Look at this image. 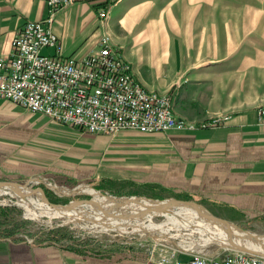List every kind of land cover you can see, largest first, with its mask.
Returning a JSON list of instances; mask_svg holds the SVG:
<instances>
[{
	"label": "crops",
	"instance_id": "crops-1",
	"mask_svg": "<svg viewBox=\"0 0 264 264\" xmlns=\"http://www.w3.org/2000/svg\"><path fill=\"white\" fill-rule=\"evenodd\" d=\"M100 1L80 0L56 13L52 29L62 55L80 58L107 33L147 89L171 93L176 116L194 121L229 116L216 128L123 133L125 139L134 138L112 157L104 155L103 161L112 160L113 174L121 180L162 182L224 207L230 221L264 225V124L256 115L264 105V5H234L233 0H115L101 25L95 13ZM46 14L44 0H0V56L10 52L13 34L25 21ZM43 51L54 53L53 48ZM24 111L0 98V163L22 168L3 170L72 173V169H23L35 162L19 149L31 129L32 114ZM89 159L98 161L100 156L85 155L76 161L88 169ZM0 264L143 262L119 250L88 253L0 232Z\"/></svg>",
	"mask_w": 264,
	"mask_h": 264
},
{
	"label": "rangeland",
	"instance_id": "rangeland-1",
	"mask_svg": "<svg viewBox=\"0 0 264 264\" xmlns=\"http://www.w3.org/2000/svg\"><path fill=\"white\" fill-rule=\"evenodd\" d=\"M233 4L264 5V0H233ZM102 5L98 4L95 9L97 17V8ZM104 6H107V2ZM90 41L86 42L89 43ZM42 53L45 52L43 51ZM24 112L26 115L32 114L28 120L31 124V129L29 130L30 134L24 138L23 142H19V149L23 152V157L32 158L35 162H28L31 164V167L25 166L23 169H72L73 172L70 174H49L47 172L12 173L9 170L3 169L22 168L17 166L6 167L2 161L0 163V182L26 187L31 192L33 199L35 197L37 199L38 197L35 192H40L50 204L55 205H69L71 202L91 200V194L84 190L85 187H90L110 198L120 197L124 199L133 196L138 199L142 197L155 201L171 199L191 200L206 208L213 216L228 220L224 207H216L209 200L194 197L184 191H176L173 189L174 187L168 188L162 182L121 180L119 175L113 174L112 170L116 168L112 160L109 159L106 164L105 160L103 161V156L106 155L108 159L117 150L125 149L128 146L129 140L134 137L129 136L128 139H125L123 133L136 132L144 134V132L134 129H123L113 133H91L72 125L58 123L43 114L33 113L27 109ZM212 117L214 116L206 119H211ZM183 118L192 122L205 120L194 121L186 117ZM219 125L210 128H216ZM122 145H125V147ZM85 155L91 157L100 156V159H97L99 162L89 159L88 166L90 168L88 169L83 167L82 164L79 165L78 162ZM74 169L76 172H74ZM27 202L28 205L26 204ZM0 206L15 208V210L10 211L11 213L7 217H0V232H7V229L12 230L13 236L8 237H18L29 242L56 243L72 249H81L88 253L104 254L111 250H119L128 256L135 254L141 257L143 264L148 263L149 258L154 255L157 248L161 247V244L185 249L189 252H215L223 254L232 250L223 248L215 240L204 241L205 232H203L205 234L195 231L191 232L182 227L176 229L169 225L170 223L164 225L165 227H170L166 231L167 234L160 232L159 227L147 230L146 227H140L141 223L147 224L151 221V225L154 226L164 222L166 220L165 215L152 214L150 217L143 216L139 219L124 218L125 216L122 215L132 213L131 207L115 208V210H122V215L117 220H128L121 221L120 223L123 224L120 225L127 226L129 230V232L117 233L116 230L102 231L99 228H92L83 219L72 221V219L64 216L44 213L41 209H38V206L28 201L27 195L0 194ZM115 210L105 207L106 213H114ZM228 221L242 231L253 232L257 236H261V238L264 237V225L261 221L258 222L260 225L251 222L235 223L234 221ZM136 226L139 227V230H132ZM254 243H257V241H254ZM262 248H264V244Z\"/></svg>",
	"mask_w": 264,
	"mask_h": 264
},
{
	"label": "built area",
	"instance_id": "built-area-1",
	"mask_svg": "<svg viewBox=\"0 0 264 264\" xmlns=\"http://www.w3.org/2000/svg\"><path fill=\"white\" fill-rule=\"evenodd\" d=\"M78 1L44 0L46 16L27 20L14 32L10 53L0 56V98L91 133L195 130L219 125L229 117L222 114L192 122L176 116L171 93L147 89L107 33L80 58L62 55L52 22L58 11ZM114 1L97 8L101 25ZM44 48H53L54 53H42ZM256 115L257 122L264 124V105ZM160 246L147 264H264V256L238 250L190 253Z\"/></svg>",
	"mask_w": 264,
	"mask_h": 264
},
{
	"label": "bare ground",
	"instance_id": "bare-ground-1",
	"mask_svg": "<svg viewBox=\"0 0 264 264\" xmlns=\"http://www.w3.org/2000/svg\"><path fill=\"white\" fill-rule=\"evenodd\" d=\"M84 190L91 194V200L72 202L71 204L62 207L50 204L40 192H35L37 193L38 197L37 199L36 197L35 199H33L31 197V192H29L28 189L24 186H17L16 184L10 183H0V194H12L18 196L27 195L28 201L38 206V209H41V211L44 213H47L49 215L64 216L69 219H72V221L83 219L87 221L90 227L99 228V230L102 231L116 230L117 233L129 232L127 226L120 225L123 224L120 223L121 221H128L126 219H128L129 217L139 219L143 216L150 217L152 214H164L166 218L164 222L153 226L151 225L150 221L147 224L141 223L140 227H146L147 230L159 227L160 232L166 233V231H168L170 227H165L164 225L170 223L169 225L173 226L176 229L182 227L190 230L191 232H205L206 236L203 239L204 241L215 240L219 244H228L230 241H234L237 244L264 253V248H262L264 244V237L261 238V236L259 237L253 232H247L242 230L239 231L233 226L231 222L228 223L213 221L210 218L213 215L202 206L197 208L187 201L178 204L176 203L175 199H171L172 201H155L146 198H141L134 199L132 201L124 200L118 202L109 198L105 194H100L98 191H95L90 187H85ZM26 204L28 205V202ZM147 205H153V210H148ZM105 207H110L114 210L116 207H131L132 213L122 215V210L120 209L115 210L114 213H106ZM121 215L125 216L124 218L126 219L117 220ZM204 215L209 218L204 217ZM132 230H139V227H133ZM253 235L257 236L258 239L253 238ZM254 241H257V243H254ZM190 253H192V251Z\"/></svg>",
	"mask_w": 264,
	"mask_h": 264
},
{
	"label": "water",
	"instance_id": "water-1",
	"mask_svg": "<svg viewBox=\"0 0 264 264\" xmlns=\"http://www.w3.org/2000/svg\"><path fill=\"white\" fill-rule=\"evenodd\" d=\"M0 183H2V184H5V183H3V182H0ZM11 184V183H10ZM13 184V183H12ZM110 198V197H109ZM139 198H142V197H139ZM111 199H113V200H116V201H118V202H121V201H124V200H128V201H132V200H134V199H138L137 197H133V196H131V197H128V198H120V197H118V198H115V197H111ZM176 201V203H178V204H180V203H183L184 201H187V202H190L191 204H193L195 207H200L201 205L200 204H198V203H196V202H194V201H191V200H175ZM72 203V202H71ZM52 205H54V206H56L55 204H52ZM57 206H67V205H57ZM147 207H148V210H153V208H154V206L153 205H147ZM204 217H206V218H209V217H207L206 215H204ZM211 218V220H213V221H220V222H228V223H230L228 220H226V219H224V218H222V217H218V216H211L210 217ZM235 228H237L239 231L241 230L240 228H238L237 226L235 227ZM253 238H256V239H258V237L257 236H255V235H253ZM223 248H229V249H232V250H238V251H243V252H247V253H253V254H258V255H262V256H264V253H261L260 251H258V250H254V249H251V248H248V247H246V246H243V245H240V244H237V243H235L234 241H230L228 244H220Z\"/></svg>",
	"mask_w": 264,
	"mask_h": 264
},
{
	"label": "trees",
	"instance_id": "trees-1",
	"mask_svg": "<svg viewBox=\"0 0 264 264\" xmlns=\"http://www.w3.org/2000/svg\"><path fill=\"white\" fill-rule=\"evenodd\" d=\"M107 1H103L100 3H97V5H102L103 3L105 4ZM104 4L102 6H104ZM15 210V208L9 207V206H0V217H7L8 215H10V211L11 210ZM4 234H6L7 236H13L12 234V230L11 229H7V232H4Z\"/></svg>",
	"mask_w": 264,
	"mask_h": 264
}]
</instances>
